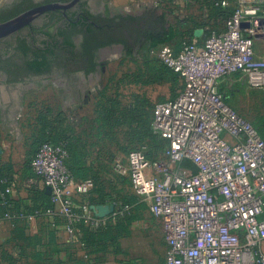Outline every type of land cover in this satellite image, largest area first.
Masks as SVG:
<instances>
[{
	"label": "built area",
	"instance_id": "1",
	"mask_svg": "<svg viewBox=\"0 0 264 264\" xmlns=\"http://www.w3.org/2000/svg\"><path fill=\"white\" fill-rule=\"evenodd\" d=\"M219 1L222 7L235 3L222 30H212L203 42H183L180 52L169 45L150 51L184 82L175 99L160 101L154 111L152 130L168 141L169 163L152 166L142 151L133 150L122 168L134 193L162 222L164 264H264V141L225 101L221 88V82L229 79L264 90V0ZM195 3L171 1L176 13V7L183 10ZM148 9L151 6L128 4L120 15ZM68 158L66 143L43 144L30 160V181L54 205L33 216H63L62 231L74 240L77 223L100 230L109 217L96 216L87 201L77 202L90 187L74 178ZM1 187L5 202L15 186L4 179ZM113 207L109 215L116 218L121 213L117 204ZM5 216L24 217L10 212Z\"/></svg>",
	"mask_w": 264,
	"mask_h": 264
},
{
	"label": "rangeland",
	"instance_id": "2",
	"mask_svg": "<svg viewBox=\"0 0 264 264\" xmlns=\"http://www.w3.org/2000/svg\"><path fill=\"white\" fill-rule=\"evenodd\" d=\"M160 1L100 0L106 13L114 16L120 15L128 4L140 3L153 9L161 5ZM167 4L166 1L164 5ZM234 7L235 3L231 2L226 8ZM183 11L177 9L176 15L182 17L178 21L169 17L170 22L183 31L207 21L206 15L198 9L189 11L188 20L183 19L186 16ZM203 36V29H196L195 37L202 39ZM179 43L180 39L175 40L171 46L176 47ZM147 50L148 45H144L127 54L119 47L99 55L96 71L91 77L99 76L98 87H88L91 90L87 93L88 102L79 104L70 94L68 97L63 94L61 87L64 83L55 76L18 85H6L0 79V147L6 146L11 158L26 160L34 147H39L44 140L74 137L73 159L77 158L75 150L78 149L90 167L87 180L82 181L89 183V192L78 199L90 203L96 216L101 212L100 207H108L106 209L109 210L115 201H128L133 205L128 222L112 226L113 217L108 214V229H105L106 226L104 231L96 233L90 226H85L77 234L79 238L95 236L104 241V246L96 254L111 264L165 262L167 246L162 222L149 212L134 193L129 178L122 175L131 150L142 151L152 166L169 163L168 145L152 133L154 111L160 101L176 97L184 82L179 75L175 80L166 74L160 62L147 55ZM221 88L228 96L230 106L253 126L258 128L264 124V90L250 88L243 82L231 83L229 79L221 82ZM11 94L20 97L15 115L5 109ZM53 228L44 226L42 219L37 222L35 230L29 232L32 237L35 236V242L38 238L45 241L49 237L54 243L48 246L36 244L35 247L28 243L27 253L33 255L35 251V255H47L53 252L56 264H65L61 256L68 257L69 249L55 240H68L71 234L64 231L55 234ZM9 250L17 251L14 247Z\"/></svg>",
	"mask_w": 264,
	"mask_h": 264
},
{
	"label": "flooded vegetation",
	"instance_id": "3",
	"mask_svg": "<svg viewBox=\"0 0 264 264\" xmlns=\"http://www.w3.org/2000/svg\"><path fill=\"white\" fill-rule=\"evenodd\" d=\"M115 17L106 13L100 0H0L1 81L18 85L55 76L64 83L61 88L65 96L70 94L78 104L88 102L90 89L98 87L99 76L91 78L96 69L89 74L67 73L63 67L80 65L69 61L70 53L80 61L92 51L97 64L99 55L119 47L124 50L122 44L99 47L109 27L105 20ZM18 19H22L20 23L2 28ZM39 68L51 69L39 74ZM19 101L18 94H11L5 109L15 115Z\"/></svg>",
	"mask_w": 264,
	"mask_h": 264
},
{
	"label": "trees",
	"instance_id": "4",
	"mask_svg": "<svg viewBox=\"0 0 264 264\" xmlns=\"http://www.w3.org/2000/svg\"><path fill=\"white\" fill-rule=\"evenodd\" d=\"M171 1L172 0H167L168 2L167 5L150 9L140 15H117V17L115 18H112L110 20H105V23H107L109 27L105 29L106 34L103 42L99 45V47H106L113 44H122L124 46V50L126 51V53L132 54L137 48H142L144 45H148L147 55L152 57L150 55V51L152 49H157L164 45L171 46V44L175 40L180 39V43L178 44V46L173 47V49L176 52H180L182 49L183 42H191L193 40L203 42L207 37H209V34L212 30H222L225 26L226 21L229 19V17L232 15L234 11V8L231 9V8L222 7L220 4L217 5V3L220 2L219 0H213V1L195 0L196 3L194 5H186V7L184 8V13L186 16L183 19L188 20L189 11H192L193 9H198L199 11H202L201 12L202 15H206L207 21L204 23H200L197 26H194L193 29L187 28L185 31H183L177 25L170 22L169 17H172L177 21L182 18L180 15H176L177 13L175 11V8L172 7ZM176 8L179 9L180 7H176ZM204 12H206V14ZM219 19H221V21L219 23L216 22ZM179 23H181V21H179ZM198 28H202L204 31V36L202 39H198L195 37V31ZM91 52L92 51H87L85 56L80 58V61L77 60L78 58L74 56L73 53L68 54L70 56L69 61H72L73 63L80 62V65L78 66L71 65L70 67H63V68L67 73L76 72V71H85L87 74H89L94 72L96 69V64L94 62V56ZM160 64L162 65V68L166 74L171 75L175 80L177 79L178 74H176L173 70L165 66L163 63L160 62ZM50 69L51 68H45V69L39 68L36 72L42 74L45 72H49ZM223 93L225 96V101L228 103V96L225 95L224 91ZM176 97H174L173 99H175ZM253 127L259 132L261 138L264 141V124L259 126L258 128H256L255 126ZM153 135L160 142L167 144L169 147L168 141L159 139L154 133ZM49 142L54 144L66 143L67 148L69 150V158L67 160L68 169L71 171L74 178L78 182L86 181L87 173L90 167H88L86 159L84 158V154L79 153L78 149L75 150V154L77 153V158L73 159L74 158L73 149L76 145V140L74 137H66L58 141L47 139L44 140L39 145V147L36 148L34 147L31 153H29V155L27 156V166L29 170L27 174L28 175L27 178L31 179L33 177L32 169L30 167L31 158L38 152V150L43 144ZM0 161H1L0 180L6 179L12 183V179L6 176V172L9 171L8 165L2 162V157H0ZM3 188L4 187L0 188V193L3 192L2 191ZM33 188H35V186H33ZM9 197L10 196L7 195L6 200H8L10 203H13L14 200L9 199ZM3 202L4 201L0 195V211L2 210V208H4V210L1 211L0 215L5 216L7 211L9 210L10 213L13 214L11 212L13 211V209H11L9 205L7 208H5L3 206ZM77 202L80 203L82 202V200L79 199ZM120 203L122 207L118 205ZM113 204H117V208H118L117 211L120 212L121 214L116 218H112L111 225L118 226L120 223L128 222L130 219L129 214L130 211L132 210L133 205L128 201H122V200L115 201ZM143 204L147 207L145 203ZM124 206H129L130 209L128 211H124L123 209ZM53 208L54 205L51 201V197L45 191H43L41 192V198L39 199V202L35 201V205L29 208L28 211L24 212L23 215L26 214L34 215L35 211L37 210L43 213L46 210ZM36 218L42 219L44 221V226L47 227L53 226L55 234L58 231H62L64 228V218L61 216H56L53 219H50L42 215H39L36 216ZM20 219L22 218L12 219L13 221L11 222V226H12V230L10 233L11 235L9 239H7L6 241L0 244V264H56V260L54 263H52L51 261V257H54L56 259V254L53 252L48 253L47 255H44L43 253H37L35 255V251L33 255H29V253H27L28 251L26 245L28 243L29 246L32 243L33 247H35L36 244L48 246L49 244H52V242L54 243V241H51L50 238L48 237L47 239H45V241H43L44 240L43 238H38L36 239L37 241L35 242V236L32 237L31 235L28 234L27 226L24 223V220L20 221ZM52 220L54 222H51ZM85 226L88 225H86L83 221L76 224V228L79 230V232H82L85 229ZM109 226H107V228L105 229H108ZM105 229L104 228L100 230L93 229V231L97 233L100 231H104ZM83 240H84L83 242L84 246H79V247L76 244L77 242L66 243L64 242L66 240H60L59 238L55 240V242L57 244L66 246L69 249L68 250L69 254L71 252L78 253L87 250L88 252L91 251L92 253L93 252L95 253L96 258L93 259V261L96 262L106 261L104 258L98 257L99 255L96 254L97 250H99L101 247L104 246L105 244L104 241L97 239L95 236H91V237L84 236ZM13 247L17 249L16 252H10L9 248H13ZM6 261L8 263H6Z\"/></svg>",
	"mask_w": 264,
	"mask_h": 264
},
{
	"label": "crops",
	"instance_id": "5",
	"mask_svg": "<svg viewBox=\"0 0 264 264\" xmlns=\"http://www.w3.org/2000/svg\"><path fill=\"white\" fill-rule=\"evenodd\" d=\"M2 150V162L8 165L9 171L6 172V176L10 177L12 179V183L15 186L13 194L9 195V199L14 200L13 203H10L8 200H5V204L3 206L5 208L11 207L13 211H11L13 214H24V212L28 211L29 208L33 207L35 205V201L39 202V199L41 198V192L43 190L39 187L33 188L35 186L34 183L30 181V179L27 178L28 174V166H27V158L26 160H19L16 161L15 159L10 157V154L7 151L6 146L1 147ZM78 198V197H77ZM79 200V199H78ZM4 208H2L1 211H3ZM0 211V213H1ZM7 212H10L7 211ZM63 217V216H61ZM24 220V223L27 226V232H33L35 230V225L37 222H40L41 219L34 217L33 215L26 214L20 221ZM12 219L6 218V216L0 215V244L10 237V233L12 230L11 222ZM79 232V230H78ZM30 235V234H29ZM81 237V236H80ZM76 237L74 240H66L64 242L66 243H75L77 242V246H81L83 244L84 240L83 238ZM65 240V239H64ZM62 259L66 262L65 264H111L107 261H100L96 262L93 261V259L96 258L95 253L88 252L87 250L81 251L78 253L71 252L69 256L63 255L61 256ZM55 258L51 257L52 263L55 262Z\"/></svg>",
	"mask_w": 264,
	"mask_h": 264
},
{
	"label": "water",
	"instance_id": "6",
	"mask_svg": "<svg viewBox=\"0 0 264 264\" xmlns=\"http://www.w3.org/2000/svg\"><path fill=\"white\" fill-rule=\"evenodd\" d=\"M21 20L22 19H18V20L14 21V22L6 25V26H3L2 28H6V27H9V26L15 25L17 23H20ZM1 154H2V150H1V147H0V157H1ZM106 208H108V207H104V206L103 207H100L99 209H100L101 212L97 216L98 217H105V216H107L108 214H111L114 211V207L113 206H111L109 210L106 209ZM92 210L94 212H96L94 207H92Z\"/></svg>",
	"mask_w": 264,
	"mask_h": 264
}]
</instances>
